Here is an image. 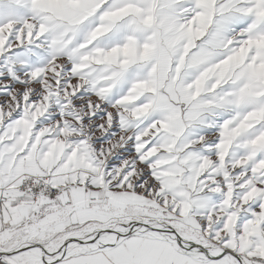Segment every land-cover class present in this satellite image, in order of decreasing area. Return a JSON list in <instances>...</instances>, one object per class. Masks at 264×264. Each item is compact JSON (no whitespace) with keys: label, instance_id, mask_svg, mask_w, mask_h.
<instances>
[{"label":"snow or ice","instance_id":"obj_1","mask_svg":"<svg viewBox=\"0 0 264 264\" xmlns=\"http://www.w3.org/2000/svg\"><path fill=\"white\" fill-rule=\"evenodd\" d=\"M0 264H264V0H0Z\"/></svg>","mask_w":264,"mask_h":264}]
</instances>
